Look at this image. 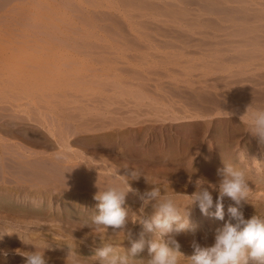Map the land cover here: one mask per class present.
I'll return each instance as SVG.
<instances>
[{
    "label": "rangeland",
    "instance_id": "rangeland-1",
    "mask_svg": "<svg viewBox=\"0 0 264 264\" xmlns=\"http://www.w3.org/2000/svg\"><path fill=\"white\" fill-rule=\"evenodd\" d=\"M14 1L0 0V16L5 13V17H7L4 18L3 15V17H0V20L4 18L3 21H8L4 26L0 22L2 26L0 32L11 28L10 30L13 33L10 32L16 34L13 30L17 32V28L19 31V26L21 25L22 33L20 34L19 31L21 39L23 32H26V30L28 32L26 34L24 33L25 36L33 32L37 37L32 34L31 37L27 35L29 38L25 39L27 36L25 37L23 35L24 38L19 40L20 36L17 33V36H19L18 42L22 41L19 44L24 43L23 45L28 46L25 42L29 43V41L26 40L32 39L33 41L29 45L38 46H33L35 50L30 49L32 52L28 49L31 46L28 48L21 47L19 49L22 53L24 52L22 54L18 50V46L20 47L21 45L15 42L17 41L16 35H7L6 33L9 31L3 33L6 34V39L15 37V41L14 39L5 41L10 43L14 41L17 47H15L16 45L14 43L10 44L7 42L9 45L6 44L7 47L11 46V48H16L14 49L15 52L13 50V54H11V50H8L5 45V48H3V44L2 46L0 44V65L2 64V67L0 66V72L2 73L0 74L4 77L0 75V170L2 173V168L5 163L8 162L7 164H9L11 162L14 165L17 163V167L23 169V171L25 169L27 170V167L30 171L33 170V172L37 170L36 173L39 175L35 173V177L28 170L23 175L21 173L22 170H18L19 168L16 170V167L11 164L12 168L14 167V171L12 168L10 170L5 169L8 174L3 176L9 178L19 173L15 175V177L17 176L16 179L18 182L15 177L12 179L10 177L6 181L10 185L18 186L17 188L14 187L17 194L23 195L29 193L31 198H34L37 194L36 190L38 189L40 191L43 186L42 190L44 192L41 190V193L44 194V201L40 202L39 209L41 212L44 211V213H47L48 210L52 212L53 210L63 208L65 202L71 204V200L74 201V205L78 210H85L89 207L94 209L98 208L97 203L99 201H95V196L100 191H104L108 187H123L119 179L110 175L108 170L113 167L117 169L118 175L125 177L126 182L134 190L125 194L124 202L121 204V207L123 206L124 208L125 206L126 208L124 210H127L131 216V218L127 219L126 225L124 224V228L122 227L123 229H114L111 226H93L90 229L92 233L91 242L90 240L76 239L77 244L82 245L87 251L90 250L85 256L86 258H99L98 251L105 245H111L114 253H110L109 255L115 254L117 256L127 257L130 264H138V262L139 264H147L152 258L148 250V244L161 237H159L156 229L149 231V234H147L148 231L144 228L142 221L151 222L152 217L158 211L160 200L152 199L145 204L141 197L153 189H158L161 197L165 196L173 199L174 202H178L182 206L180 208L184 209V213L188 212L189 214L193 212L198 214L199 208L195 204L184 205L187 202L183 199L182 195H190L199 189H203L202 187L205 189L208 188V191L213 197V206H215L216 198L220 196V184L222 182V178L218 177H222L220 174L222 170L220 172H216V170L226 165L232 164L234 168H237V164L239 168L241 167L243 169L237 168L246 176L245 180L250 190L246 198L248 200H242L244 207L252 206L258 202H264V142H261L259 137L253 135L247 124L240 120V116L249 106L264 107V0H258V2L256 0H73L74 2L71 0H54L53 2L47 0L49 3L46 0H34L36 4L39 3L37 6L40 5L41 7L39 8L41 9L34 8L37 6L33 0H27V4L26 0L24 2L21 0L19 1V5L16 3L18 0L15 1L16 4H13ZM40 1L44 2L40 3ZM55 1L58 4L54 3ZM10 2L14 6H11ZM20 2L23 3V6H20ZM31 2L35 4L34 7V4ZM69 3H75L78 11L72 4L71 6L73 7H71ZM53 4L54 7L52 6ZM15 6L20 7L18 10H20V13L22 12L19 14L21 17L17 15L18 10ZM8 7H11V10L12 7H15L14 14L16 13V15L13 14L14 8L10 12ZM5 9H7V13ZM28 9H32L31 13L35 14L34 16L36 18L38 17V19L33 17L31 13H28ZM38 10L39 14L35 13ZM74 10L76 13L72 12ZM50 11L52 12L50 13ZM23 13L28 15V17L22 16ZM53 13L56 15L57 20L62 18L61 22H57ZM60 13L65 18L64 20L62 15L60 16ZM7 14L11 15L13 19L15 18L14 23L9 22L13 19H10L11 17L9 16V18ZM72 14L74 15L70 16ZM78 15L80 20L76 18ZM39 16L42 19H39ZM67 16L68 19L66 20ZM30 19H34V21ZM15 20L16 23L21 21L20 24H17L18 26L16 25L15 29L11 25L9 27V24H16ZM36 20L39 23L35 22ZM49 21L51 23L53 22L55 27ZM66 21H70L71 24ZM27 22L28 24L31 23L34 29L30 26L31 24H29L31 29L27 27ZM63 22L66 24H62ZM35 23L37 27L34 26ZM67 23L70 24L68 29L72 28L71 31L66 30ZM39 24L44 25V27L41 28V25L38 26ZM73 25L76 26L75 28H79L78 34L77 31H74L75 35L70 34L75 29ZM5 26L8 27L2 30ZM57 28L58 30L61 28L62 33H65H61L60 36ZM38 32L44 33L38 34ZM48 33H51V35L47 36V38L49 37L47 40L45 36ZM64 34H69L68 37L72 39H68ZM5 36H0V41ZM53 37H56L57 42L60 43L62 40L64 45L66 42L65 46H69L67 48L63 47L62 42L58 45L56 39ZM35 38L42 39L43 41L39 42ZM50 38L55 41L49 40ZM44 41H49L50 43L47 42L46 45ZM51 42H56L53 44H57V47L53 48L55 45H52ZM40 45L42 48H39L40 51H37L36 49ZM44 46L48 49V53ZM33 50L37 54H34L35 52L33 53ZM51 50L53 52L55 51V54L53 52L51 53ZM29 52L32 53L31 56L35 55L36 58H31L30 54H26ZM51 54L53 55L51 56ZM40 55L41 57H54V61L51 60L52 58L47 57L46 60L42 57L41 60L43 61H41ZM16 57H20L21 59H17ZM22 58L23 62L25 61V64L23 63L24 65L21 64ZM38 58L40 61L36 62ZM45 62L51 63L52 67L49 64H45L47 66L44 67ZM35 63H37V71L34 68L33 70L28 67L30 65L35 66ZM26 64L28 65L25 66ZM21 65L22 67H20ZM23 67H27L28 69L26 70L24 68L23 70ZM43 68L45 70L47 68V74H45ZM23 71V74L28 71L24 79L22 78L24 75L20 73ZM38 71H43L44 77ZM36 72L40 74L41 80L40 78L38 79L42 81V84L44 83L43 81H48L49 79L48 83L45 82L43 86H39V81L33 78L34 75L35 77L38 76ZM18 73L19 75H17ZM29 73L33 76H30ZM15 74L17 78L13 79ZM29 76L30 78H26ZM46 78L48 79L46 80ZM32 80L35 81L33 82L34 85L31 84ZM18 81L19 83H17ZM25 81L27 83L30 82L29 87ZM37 88H41V90L36 92ZM49 89L52 92L48 93ZM54 91L56 92L54 93ZM57 93H61L62 99ZM47 95H51L48 97L49 100H47ZM41 96H44L45 98H43L46 101ZM64 97L65 99L63 100ZM39 99L42 100L39 101ZM64 101L68 104L64 103ZM55 104H58V106L56 105L57 108L55 107L56 109L54 108ZM218 108L226 110L232 113V115L227 118L220 114ZM68 113L70 117L72 115L75 117L73 116L72 120H70L71 118L68 117ZM79 113H82L84 116L77 118ZM61 116L64 119L60 118ZM75 118L77 121L74 120ZM85 118L89 120L87 119L88 121H86ZM116 118L118 119L116 120ZM186 118L187 120H191L185 121L184 119ZM77 126L79 131L76 130ZM88 126L91 128L94 126L92 128L94 130L90 128V131H88ZM81 129L82 131H80ZM73 130L79 133L77 132L76 134ZM18 133H20L19 136ZM63 133L64 135H62ZM51 136L55 137L52 138ZM63 136L65 137L63 138ZM194 153L196 154L194 155ZM175 155H177V159ZM202 157L203 161L201 162ZM2 159L5 163H2ZM179 159L182 161H179ZM24 163L28 165H24ZM42 163H44V166ZM18 164L21 165L18 166ZM38 164L43 167L41 166L39 168L40 165L38 166ZM29 165L38 166L36 167L38 169L35 167V169L31 168ZM22 166L25 167L22 168ZM187 166L190 170H188ZM82 167L84 171L80 170ZM86 167H89V169ZM207 169L209 170L208 172ZM200 170L206 171L201 172ZM13 172L14 174H12ZM133 172H138L135 177L132 176ZM42 173H45L44 176ZM49 173L55 177L48 175ZM206 173L208 174L207 177ZM209 175H214L213 177H217V179L210 178ZM64 176L66 180H64ZM80 176H82V179L79 178ZM30 177L33 185H31ZM23 178H27L25 179L27 183L28 180L31 183H28L31 185L28 189L26 181V185L22 184V188L19 187L21 186L20 182L24 183ZM33 178L35 182L32 180ZM47 178L50 180H47ZM74 178L83 180V184L86 183L85 186L83 188L82 186H77L79 184L76 185L73 182L75 181ZM197 179H199V182H193ZM259 179H261V182ZM44 180L47 186H44L46 184H42L41 186L40 181L44 183ZM6 181L3 184L0 180V183L4 187L0 186V193L6 191L8 188L13 189V186L8 185ZM36 181H39L40 185ZM203 181H205V184ZM250 181L252 182L250 183ZM77 183L79 182L77 181ZM207 183H210V185ZM71 184H74V186ZM98 185L100 186L98 187ZM33 186L37 188L29 190ZM68 195H71L72 199H69L70 201L65 200ZM31 202H34V200L28 201L27 204L33 205ZM221 202L223 212L225 211L226 213L230 206H235V203L232 205L225 198H221ZM133 207L134 212L132 211ZM211 208L208 209V213L211 211ZM241 210L245 219L255 215L249 211H244L243 207H241ZM149 211L153 212L151 213ZM1 212L3 213L4 211ZM4 213L0 215V229L1 227L4 229L7 227L6 230L8 228L11 230L14 229L15 234L13 238L10 237L11 240L15 239V236L17 238L16 234L18 233L26 234L27 229L30 231L31 228V231L34 233L36 229V232L39 234L35 233V235L33 233L34 237L32 236V238L35 240L38 239V242H35L38 246L34 244L36 248L46 249L45 251L41 249L42 253L44 252V259L49 250L47 246L41 245L45 244L44 237H51L52 243L60 244L62 245L61 247H63L64 243L72 241V239L68 238V234L64 232V229L60 225H57L61 222L54 221L52 223V221L46 218L47 220H40L41 222L45 221L41 225L39 224L40 221H37V224L34 219L29 217L21 218V221L23 220L21 222L19 220L20 218H13L15 215H11L8 212ZM228 217L232 218L230 214ZM230 218L228 221L224 218L221 220L217 218L215 220H209L210 222L205 221L204 225H199L197 231L194 233L189 232L183 236H178L176 233H168L161 239L165 241H169L170 239L175 240L179 244V253L181 254L179 264H187L186 259L193 254L192 242L195 241L201 247L211 246L214 243L217 231L224 226L225 222L235 223V220ZM195 220L191 218V222ZM27 221L35 225L28 224L29 226H26L24 223ZM218 222L223 223L218 225ZM214 223H217L215 224L216 227ZM55 225H57V228H55ZM42 226L45 229H42ZM51 231L53 236L50 233H46ZM104 231H107L106 233L108 234L103 233ZM144 232L145 234H143ZM120 235L123 237H120ZM145 235L148 236L145 237ZM138 236L140 240L141 236L143 237L142 240H145L144 247L142 248L143 251L140 250L135 254H131L129 251L131 243L138 241ZM21 239H15L14 242L16 244H10L8 243L9 239L0 237V252L3 251V253H6V255H0V264L1 262L4 263L5 260L7 261L8 258L16 260L17 264H25L26 258L21 255L25 251V246L24 251H22L21 246L23 245L19 244V242L21 243ZM95 240L97 241L93 244L92 242ZM121 240L123 241L121 242ZM119 241L121 244H118ZM100 243H103L104 246L103 244L100 245ZM124 244L125 246L123 247ZM169 247H172V245L169 244ZM56 249H59L58 251L60 252V254L59 252H57L58 254L56 253L57 255L55 254L57 258L62 259V261L66 259L69 261V251L62 250V248ZM103 261L104 259H95L93 264H103ZM85 263L86 260H80L75 264Z\"/></svg>",
    "mask_w": 264,
    "mask_h": 264
},
{
    "label": "clouds",
    "instance_id": "clouds-1",
    "mask_svg": "<svg viewBox=\"0 0 264 264\" xmlns=\"http://www.w3.org/2000/svg\"><path fill=\"white\" fill-rule=\"evenodd\" d=\"M219 112L227 118L232 115L223 109H219ZM240 120L247 124L253 135L264 142V107L249 106L240 116ZM108 171L111 176L120 180L123 187H108L95 196V199L99 201L97 205L99 214L94 217V222L97 225L119 229L124 226L126 217L121 204L124 202L125 194L134 190L126 182L125 177L117 174L115 167ZM136 175V172L132 173L133 177ZM221 175L220 196L216 198L213 215L217 219H223L221 197L227 196L235 202V206L227 209L235 223L225 222L224 226L217 231L211 246L201 247L193 241L191 245L193 254L186 259L187 264H264V217L252 215L245 219L240 207L241 201L246 200L250 192L244 173L231 165H226ZM182 196L187 202L184 205L195 204L202 214H208V209L213 206V197L207 189H199L190 195ZM141 199L145 204L152 199L160 200L158 211L151 222L142 221L147 231L156 229L159 237L162 238L173 231L179 232L189 228L187 217L182 220L179 214L182 206L171 198L161 197L158 189L145 193ZM161 238L150 243L148 250L152 253V258L147 264H179L181 256L179 244L175 240L165 241ZM169 244L172 247H169ZM143 247L144 241L141 239L132 242L129 251L135 254ZM110 253H114L111 245H106L98 251V256L104 258L103 264H130L127 257L109 255ZM0 255H6V253L0 252ZM21 255L26 257L25 264H45L42 251Z\"/></svg>",
    "mask_w": 264,
    "mask_h": 264
},
{
    "label": "bare ground",
    "instance_id": "bare-ground-1",
    "mask_svg": "<svg viewBox=\"0 0 264 264\" xmlns=\"http://www.w3.org/2000/svg\"><path fill=\"white\" fill-rule=\"evenodd\" d=\"M5 1V0H4ZM14 0H12V2H13ZM16 1V0H15ZM15 1H14V3L13 4H16L17 3V5H19V1H21V0H18V1H16V3H15ZM23 2H24V0H22ZM27 1V0H26ZM29 1V0H28ZM28 1L26 2V4L28 3ZM47 1V0H46ZM51 2H53L54 0H50ZM64 1V0H63ZM71 1H73V0H71ZM253 1V0H252ZM257 2H258V0H256ZM255 1V2H256ZM12 2H10L11 3V6L13 5L12 4ZM33 2H34V0H33ZM37 2V1H36ZM42 2H44V1H42ZM41 1H40V3H42ZM48 3H49V1H47ZM50 2V4H52ZM62 2V1H61ZM74 2V1H73ZM21 3V2H20ZM32 3V2H31ZM35 3V2H34ZM34 3H32V4H34ZM54 3H57V1H55ZM4 4V3H3ZM22 4V5H21ZM20 4V6H23V3H21ZM36 4V3H35ZM35 4L33 5V7L35 6ZM37 4H39V3H37ZM37 4H36V6H37ZM45 4V3H44ZM58 4V3H57ZM57 4H56V6H57ZM64 4V3H63ZM70 4V3H69ZM72 4V3H71ZM71 4H70V6H71ZM6 5V4H5ZM5 5H3V6H5ZM73 6H74V8L76 9V7H75V3L74 4H72ZM9 6H10V4H9ZM14 6V5H13ZM26 6V5H25ZM29 6H31V5H29ZM45 6V5H44ZM48 6V5H47ZM46 6V8H48ZM53 7H54V4L52 5ZM69 6V5H68ZM73 6H71V7H73ZM2 7V6H1ZM16 7V9L18 10L20 7H17V6H15ZM15 7H12V10H13V8H14V10H13V14H14V12H15ZM39 7H41L40 5L39 6H37V7H34V8H38V9H41V8H39ZM43 7V6H42ZM61 7L63 8V6L61 5ZM5 8V7H4ZM9 8V7H8ZM7 8V9H8ZM24 8H26V7H24ZM28 8V7H27ZM32 8V7H31ZM45 8V7H44ZM45 8V9H46ZM65 8V7H64ZM7 9H5L6 10V13L8 12L7 11ZM22 9V8H21ZM58 9H59V7H58ZM67 9V8H66ZM262 9V8H261ZM1 10V9H0ZM11 10V7L9 8V11ZM11 10V11H12ZM23 10V9H22ZM25 11H26V9H24ZM32 10V9H31ZM31 10H29L28 9V13H31L32 11ZM34 10V9H33ZM61 10V9H60ZM69 10V9H68ZM72 10V9H71ZM77 10V9H76ZM10 11V12H11ZM20 10H18L17 11V15L19 16V14H21L20 12H19ZM65 11V10H64ZM78 11V10H77ZM264 11V10H263ZM41 12V11H40ZM47 12V11H46ZM45 12V13H46ZM52 11H50V13H51ZM54 12V11H53ZM72 12H74V13H76V11L74 10V11H72ZM71 11H70V13H72ZM34 13V12H33ZM35 13H38L39 14V10H38V12H35ZM57 13H59V12H57ZM62 14H63V12H61ZM60 13V16L62 15ZM65 13V12H64ZM257 13V12H256ZM259 13V12H258ZM2 14V13H1ZM12 14V13H11ZM24 14V13H23ZM22 14V16H27L28 17V15H23ZM32 14V13H31ZM30 14V16H32L33 15V17H35L34 15L35 14H32L31 15ZM47 14V13H46ZM264 14V13H263ZM3 15H4V18H7V17H5L6 15H5V13H3ZM3 15H1L0 17H3ZM14 15H16V13L14 14ZM13 15V16H14ZM53 15H54V18H56L55 16V14L53 13ZM53 15H52V17H53ZM57 15H59V14H57ZM74 14H72V15H70V16H73ZM7 16L10 18V19H13L12 18V16L11 15H8L7 14ZM37 16V15H36ZM49 16H51V15H49ZM66 16V15H65ZM77 16V15H76ZM75 16V17H76ZM19 17H21V15L19 16ZM40 17V16H39ZM42 17H44L43 15H42ZM62 17H63V15H62ZM74 17V18H75ZM263 17V16H262ZM4 18L2 19V20H0V22H1V24H3V26H4V24L6 23V22H8V21H3L4 20ZM36 18V17H35ZM34 18V19H35ZM46 18V17H45ZM45 18H43V19H45ZM53 18V19H54ZM77 19H79V15H78V17H76ZM75 18V19H76ZM81 18V17H80ZM15 19V18H14ZM14 19L13 20H11V21H9V22H13L14 23ZM17 19V18H16ZM20 19H22V18H20ZM19 19V20H20ZM26 19V18H25ZM29 19V18H28ZM34 19H30V20H33L34 21ZM36 19H38V17L36 18ZM39 19H42L41 17L39 18ZM62 19V18H61ZM61 19L59 20H57V18H56V20H57V22L58 21H60L61 22ZM65 18L63 17V20H64ZM68 19V16L66 17V20ZM9 20V19H8ZM18 20V21H19ZM23 20V19H22ZM29 20V21H30ZM50 20V19H49ZM55 20V19H54ZM62 20V21H63ZM80 20V19H79ZM83 20V19H82ZM45 21V20H44ZM51 21H53L52 19H51ZM51 21H49V23H51ZM71 21V20H70ZM70 21H66V22H68V23H70ZM257 21V20H256ZM21 22V21H20ZM20 22L18 23H16V20H15V23L16 24H9V27H10V25L12 26V27H14V29H15V27H16V25L17 24H20ZM35 22H37V23H39L37 20L35 21ZM45 22H47V21H45ZM26 23V22H25ZM53 23V22H52ZM51 23V24H52ZM65 22H63L62 24H64ZM67 23V24H68ZM76 23V22H75ZM75 23H73V24H75ZM29 24H31V23H29ZM29 24H28V22H27V27H29ZM43 24V23H42ZM42 24H39L38 26H40L41 25V28L42 27H44V25L42 26ZM66 24V23H65ZM71 24V23H70ZM70 24H68L67 25V29L66 30H72V28H69L68 29V27L70 26ZM79 24H80V22H79ZM6 25H8V24H6ZM15 25V26H14ZM24 25V24H23ZM23 25H22V27H23ZM53 25H54V23H53ZM82 25V24H81ZM18 26V25H17ZM30 26H32V28L34 29V27H33V25L31 24ZM34 26H36L37 27V25H36V23L34 24ZM60 26H61V23H60ZM74 27L73 28H75L76 26L75 25H73ZM2 26L0 25V28H1ZM8 26H5L4 28H2V30H4V29H6ZM49 27H51V28H53L52 26H49ZM54 27H55V25H54ZM58 27V26H57ZM72 27V26H71ZM19 28H20V34L22 33V31H21V25L19 26ZM25 28V27H24ZM23 28V29H24ZM30 29H31V27H29ZM40 28V27H39ZM40 28V29H41ZM63 28V27H62ZM11 28H7V30L6 31H3V32H0L1 33V35L0 36H2V35H10V36H12V35H16V40L17 41H15V37H11V38H9V39H14V41L18 44V45H21L20 47L18 46V50H20L19 48H23V47H26V48H28L29 46H31L32 44H30L29 45V43H32L31 41H33L32 39L30 40V39H28V40H26V41H29V43H26L25 42V40H23V42H25V44H28V46H26V45H23L24 43H22V44H19V43H21L20 41L18 42V37L20 36V34H19V31H18V29L16 28V30H17V32L15 31V30H13L16 34H12L13 32H12V30H10ZM37 29V28H36ZM46 29H47V27H46ZM53 29H55V28H53ZM75 29H77V30H75ZM75 29H73V32L72 33H74V34H72V33H70L71 35H75V32L77 31V34L79 33L78 31V29L79 28H75ZM38 30V29H37ZM57 30H58V28H57ZM61 30V31H60ZM60 30H58V33L60 32V36H61V33H62V29L60 28ZM64 30V29H63ZM1 31V30H0ZM7 31H11L10 32V34H9V32H7ZM25 31V30H24ZM52 31V30H51ZM75 31V32H74ZM7 32V33H6ZM26 32H28V30H26ZM26 32H23V35L25 36V34H26ZM34 32H36V31H34ZM55 32H56V30H55ZM3 33H6V34H3ZM17 33L19 34V36H17ZM25 33V34H24ZM29 33H31L30 31H29ZM37 33V32H36ZM44 32H38V34H43ZM63 33H65V32H63ZM62 33V34H63ZM12 34V35H11ZM34 35V33L32 32L31 34H27V35H29L30 37H31V35ZM45 34H46V32H45ZM54 34V33H53ZM23 35H22V39L24 38L23 37ZM26 35V36H27ZM49 35H51V33L49 34L48 33V35H43V36H45L46 38H47V36H49ZM64 35H66L67 37H68V35L67 34H64ZM80 35V34H79ZM9 36V37H10ZM25 36V37H26ZM35 36V35H34ZM33 36V37H34ZM54 36H56V35H54ZM88 36V35H87ZM87 36H85V37H87ZM32 37V38H33ZM35 37H37V36H35ZM52 37V36H51ZM58 37V36H57ZM67 37H65L66 39H67ZM4 38V37H3ZM2 38V39H3ZM7 37L5 36V38L3 39V40H1L0 41V44H1V46H2V44H3V46L5 45L6 46V44L8 45V43H10V42H6L5 40H9V39H6ZM27 38H29L28 36L25 38V39H27ZM40 38V37H39ZM49 38V37H48ZM48 38H47V40H48ZM54 39H56V37H53ZM72 39L71 37H68V39ZM76 38V37H75ZM77 38H78V36H77ZM21 39V36H20V39L19 40H22ZM34 39V38H33ZM35 39H37V40H39L38 38H35ZM52 40L51 38L49 39V40H52V41H55V40ZM59 39V38H58ZM59 40H61V39H59ZM4 41V42H3ZM9 41H11V40H9ZM11 42V43H14L15 45H16V43L15 42ZM43 40L41 39V40H39V42H42ZM58 40L56 39V42H57ZM47 42L48 43H50L49 41H44V43L47 45ZM56 42H51V44L52 45H55V46H53V48L55 47H57L56 45L58 44H60L61 42L63 43L62 45H63V47H65V48H67L68 46H65L66 45V42H65V45H64V42L61 40L60 41V43L59 42H57V44H53V43H56ZM73 42H74V38H73ZM10 43V44H11ZM34 43V42H33ZM72 43V42H71ZM35 44V43H34ZM37 44V43H36ZM42 45H44V44H42ZM45 45V46H46ZM50 45V44H49ZM61 45V46H62ZM5 46L3 47V48H5ZM9 46V45H8ZM33 46H36V45H33ZM33 46H31V48L29 47L28 49L30 50V49H34V47ZM38 46V45H37ZM36 46V47H37ZM45 46H44V48H45ZM7 47V46H6ZM15 47H17V45L15 46ZM11 48V46L10 47H7V49L8 50H11L10 52H11V54H13V50L14 49H16V48ZM104 47V46H103ZM11 48V49H10ZM25 48V49H26ZM39 48L41 49L42 47H41V45H40V47H38V49H36L37 51H40L39 50ZM59 49H60V47H58ZM6 49V50H7ZM51 49V48H50ZM4 50V49H3ZM17 50V52H19ZM35 50V49H34ZM33 50V53L35 52ZM44 50V49H43ZM43 50H41L42 52H44ZM45 50L47 51V53H48V49H46L45 48ZM53 50V49H52ZM51 50V53L53 52ZM55 50V49H54ZM22 51H24V50H22ZM26 51H27V49H26ZM31 52H32V50H30ZM50 51V50H49ZM58 51V50H57ZM61 51V50H60ZM14 52H15V50H14ZM20 52H21V50H20ZM28 52V51H27ZM22 53V52H21ZM24 53V52H23ZM22 53V54H23ZM26 54H30V56H31V54L32 53H26ZM25 54V55H26ZM34 54H37V52H35ZM53 54H55V51L53 52ZM53 54H51V56L53 55ZM42 55V54H41ZM41 55H40V60L42 59V57H41ZM44 55V54H43ZM27 56V55H26ZM29 56V57H30ZM49 56H50V54H49ZM47 57V58H52V57ZM9 57H10V55H9ZM14 57V56H13ZM28 57V56H27ZM32 57H35L36 58V56L35 55H33V56H31V58ZM45 57V56H44ZM43 57V59H45L46 60V57L44 58ZM12 58V57H11ZM17 58V57H16ZM15 58V59H16ZM34 58V59H35ZM54 58V57H53ZM51 59V60H53L54 61V59ZM102 58V57H101ZM12 59H14V58H12ZM17 59H21L20 57L19 58H17ZM16 59V60H17ZM34 59H32V60H34ZM56 59V58H55ZM27 60H28V58H27ZM29 60H30V58H29ZM31 60V62H33ZM37 60V59H36ZM35 60V61H36ZM39 60V58H38V60L36 61V62H38V61H40ZM50 60V59H49ZM50 60V61H51ZM102 60H103V58H102ZM2 61V60H1ZM20 61V60H19ZM41 61H43V60H41ZM4 62H6V61H4ZM22 62V63H21ZM20 63L21 64H25V61L23 62V58H22V61H21ZM70 62V61H69ZM108 62V61H107ZM19 63V64H20ZM34 63V62H33ZM33 63H31V64H33ZM52 63H54V62H52ZM100 63V62H99ZM9 64V63H8ZM18 64V63H17ZM23 64V65H24ZM36 65L35 66H33V65H30V66H28L29 68H31V69H37L38 67H37V63H35ZM39 64V63H38ZM45 64H49V66L50 67H52V65H51V63H47V62H45L44 63V67H46L47 65H45ZM28 64H26L25 66H27ZM43 65V64H42ZM54 65V64H53ZM1 67H2V64L0 65ZM16 66H18V65H16ZM31 66H33V67H31ZM68 66L69 67H71L69 64H68ZM8 67V66H7ZM20 67H22V65L20 66ZM36 67V68H35ZM40 68H41V66H39ZM43 67V66H42ZM4 68V67H3ZM24 68H26V70L28 69L27 67H23V70H24ZM17 69H19V68H17ZM33 69V70H34ZM261 69V68H260ZM10 70V69H9ZM8 70V71H9ZM15 70V69H14ZM32 70V71H33ZM43 70H44V72H45V74H47V72H48V70H47V68H46V70L43 68ZM4 71V70H3ZM30 71V70H29ZM37 71V70H36ZM47 71V72H46ZM50 71V70H49ZM67 71V70H66ZM16 72V71H15ZM28 72V71H27ZM26 72V73H27ZM35 72V71H34ZM33 72V73H34ZM40 71H38V73H39ZM43 71H41L40 73H42ZM43 72V73H44ZM52 72V71H51ZM54 72V71H53ZM0 73H2V72H0ZM17 73V72H16ZM20 73H24V71L23 72H20ZM25 73V74H26ZM30 73H31V71H30ZM29 73V74H30ZM37 73V72H36ZM37 73V77H35V75H34V77L33 78H36V80H38L39 82H38V84H40L39 86H43V84H45V82L46 83H48V81H49V79L48 78H46V80L48 79V81H43L44 83L42 84V81H40L41 80V78H40V74H38ZM42 73V74H43ZM60 73V72H59ZM22 74H20V75H22ZM25 74H23L24 76H22V78L24 79V77L26 76ZM41 74V76H43L44 77V74L42 75ZM51 74V73H50ZM54 74V73H53ZM1 75V74H0ZM17 75H19V73L17 74ZM32 74H30V76H31ZM55 75V74H54ZM2 77H3V75H1ZM30 76L29 77H26V78H30ZM33 76V75H32ZM58 76V75H57ZM60 76H62V75H60ZM46 77V76H45ZM228 77V76H227ZM4 78V77H3ZM14 78H17V76H16V74H15V77H13V79ZM25 78V80H27ZM38 78H40V80L38 79ZM12 79V80H13ZM19 79V78H18ZM45 79V78H44ZM256 80V79H255ZM17 81V80H16ZM249 81V80H248ZM15 82V81H14ZM27 82H28V80H27ZM26 81H25V83H27ZM33 82H35V81H33L32 80V82H31V84L32 85H34L33 84ZM13 83V82H12ZM17 83H19V81L17 82ZM30 83V82H29ZM29 83H27L28 84V87H29ZM262 83V82H261ZM36 84H37V82H36ZM24 85V84H23ZM22 85V86H23ZM62 85V84H61ZM252 86V85H251ZM51 89V88H50ZM50 89H49V92H48V90H47V92L48 93H50V92H52V91H50ZM33 90V89H32ZM38 90H41V88H37V90H36V92H38ZM43 91V90H42ZM33 92V91H32ZM56 91H54V93H55ZM53 93V94H54ZM26 94V93H25ZM47 94V93H46ZM53 94H51V95H53ZM58 95H60L59 93H57ZM44 96H45V94H43ZM51 95H47V98L49 97V96H51ZM44 96H41L42 98L44 97ZM59 97H61V95L59 96ZM45 98V97H44ZM44 98H43V100H44ZM61 99H62V97H61ZM65 99V97L63 98V100ZM42 100V99H41ZM40 99H39V101H41ZM47 100H49V98L47 99ZM50 100H52L51 98H50ZM59 100H60V98H59ZM67 100V102H69L68 101V99H66ZM44 101H46V100H44ZM70 101H72V100H70ZM60 103H61V101H59ZM66 101H64V103H67ZM50 103H52V102H50ZM76 103V102H75ZM68 104V103H67ZM66 104V105H67ZM54 105V104H53ZM56 105L58 106V104H55V106H54V108L56 107ZM63 105V104H62ZM65 105V106H66ZM51 106V105H50ZM52 107V106H51ZM57 108V107H56ZM55 108V109H56ZM59 108V107H58ZM54 109V110H55ZM67 109V108H66ZM182 110V109H181ZM66 111V110H65ZM183 111V110H182ZM215 111V110H214ZM236 111V110H235ZM187 113V112H186ZM117 114V113H116ZM184 114H185V112H184ZM57 115V114H56ZM58 115H59V113H58ZM68 117H70V114L68 113ZM181 115V114H180ZM60 116V115H59ZM74 115H72V117H73ZM81 116H84V115H82V113H79V115H78V117L77 118H79V117H81ZM116 116V115H115ZM178 116V115H177ZM186 116V115H185ZM189 116V115H188ZM187 116V117H188ZM72 117H70L71 119L70 120H72ZM75 117V116H74ZM118 117V116H117ZM175 117H176V114H175ZM175 117H172V118H175ZM60 118H62V116L60 117ZM110 118V117H109ZM115 118V117H114ZM181 118V117H180ZM182 118H183V116H182ZM189 118V117H188ZM192 118V117H191ZM195 118H198V117H195ZM62 119H64V118H62ZM86 119V118H85ZM88 119V118H87ZM86 119V121H88ZM118 118H116V120H117ZM74 120H76V118L74 119ZM177 120V119H176ZM179 120V119H178ZM182 120V119H181ZM180 120V121H181ZM185 121L187 120V118L186 119H184ZM188 120H191V119H188ZM187 120V121H188ZM193 120V119H192ZM77 121V120H76ZM96 121V120H95ZM173 121H175L174 119H173ZM195 121V120H194ZM72 122V121H71ZM83 122V121H82ZM115 122V121H114ZM182 122H184V121H182ZM111 123V122H110ZM196 123H198V122H196ZM74 124V123H73ZM84 124V123H83ZM90 124V123H89ZM89 124H87V125H89ZM70 125V124H69ZM78 125V124H77ZM100 125V124H99ZM112 125V124H111ZM67 126V125H66ZM96 126V125H95ZM124 126V125H123ZM68 127H70V126H68ZM79 127H81V126H79ZM83 127V126H82ZM89 127V126H88ZM94 127V126H93ZM92 127V128H93ZM25 128V127H24ZM71 128H73L72 126H71ZM76 128V127H75ZM90 128L91 127H89L87 130L88 131H90ZM91 128V129H92ZM84 129V128H83ZM76 130H78L79 131V129H78V126H77V128H76ZM76 130H73V131H75V133L77 134V132L78 131H76ZM92 130H94V129H92ZM72 131V132H73ZM80 131H82V129L80 130ZM96 131V130H95ZM52 132V131H51ZM60 132H62L61 130H60ZM64 132V131H63ZM23 133V132H22ZM50 133V132H49ZM65 133V132H64ZM64 133L62 134V135H64ZM71 133V132H70ZM74 133V134H75ZM79 133V132H78ZM83 133H84V131H83ZM197 133V132H196ZM19 134L20 133H18V136H19ZM54 134V133H53ZM67 134V133H66ZM103 134V133H102ZM101 134V135H102ZM26 135V134H25ZM52 135V134H51ZM58 135V134H57ZM71 135V134H70ZM180 135V134H179ZM23 136V135H22ZM27 136V135H26ZM50 136V135H49ZM56 136V135H55ZM55 136H53V137H55ZM66 136H68V135H66ZM52 137V136H51ZM50 137V138H51ZM52 137V138H53ZM58 137V136H57ZM65 136H63V138H64ZM258 137V136H257ZM67 138V137H66ZM103 138V137H102ZM68 139V138H67ZM60 140V139H59ZM62 140V139H61ZM68 141V140H67ZM67 141H66V143H67ZM66 145V144H65ZM118 146V145H117ZM66 147H68V145H66ZM92 147V146H91ZM232 147V146H231ZM191 148V147H190ZM183 149V148H182ZM187 149H188V147H187ZM187 149H186V151H187ZM195 149L197 150V148L195 147ZM200 149V148H199ZM70 150V149H69ZM232 150H234V149H232ZM25 151V150H24ZM162 151V150H161ZM161 151H159V152H161ZM183 151V150H182ZM192 151H194V150H192ZM224 151V150H223ZM226 151H227V149H226ZM228 151H230V150H228ZM188 152V151H187ZM184 153H185V150H184ZM226 153V152H225ZM182 154V153H181ZM196 153H194V155H195ZM201 154V153H200ZM190 155V154H189ZM226 155H228V154H226ZM230 155V154H229ZM232 155V154H231ZM177 155H175V157H176ZM211 156V155H210ZM119 157V156H118ZM124 157H127V156H124ZM139 157V156H138ZM173 157V156H172ZM179 157H181V155H179ZM208 157H209V155H208ZM229 157V156H228ZM131 158V157H130ZM134 158V157H133ZM192 158V157H191ZM215 158V157H214ZM234 158H235V156H234ZM122 159V158H121ZM129 159V158H128ZM154 159V158H153ZM176 159H177V157H176ZM183 159V158H182ZM208 159V158H207ZM199 160V159H198ZM211 160V159H210ZM4 161H5V159H4ZM10 161V160H9ZM52 161V160H51ZM158 161V160H157ZM179 161H182V160H180L179 159ZM203 161V157H202V160H201V162ZM47 162V161H46ZM177 162V161H176ZM230 162V161H229ZM229 162H228V164H229ZM2 163H5V162H3V159H2ZM1 163V164H2ZM8 163V162H7ZM7 163H5V165L3 166V168H2V173H1V170H0V180H1V182L4 184L5 183V181L7 180V179H9V178H6L5 176H3V175H5V174H8L6 171H5V169H7V170H10L11 168H12V165L14 166V167H16V170H17V168H19V167H17V163H16V165H14V164H12L11 162L9 163V164H7ZM22 163V162H21ZM190 163V162H189ZM192 163V162H191ZM237 163V162H236ZM12 164V165H11ZM28 165L27 163H24V165ZM31 164H33V163H31ZM41 164V163H40ZM40 164H38V166L40 165ZM44 163H42V165H43ZM46 164V163H45ZM141 164V163H140ZM178 164H180V163H178ZM231 164V163H230ZM264 164V163H263ZM19 165H21V164H18V166ZM35 165V164H34ZM30 166L29 165V167H31V168H34L35 166ZM42 165H40L39 166V168L42 166ZM47 165H49V164H47ZM133 165V164H132ZM185 165V164H184ZM189 165V164H188ZM198 165H201V164H198ZM258 165V164H257ZM38 166H36V167H38ZM44 166V165H43ZM42 166V167H43ZM66 166V165H65ZM64 166V167H65ZM133 166H135V165H133ZM231 166H232V164H231ZM235 166V165H234ZM236 166H238L237 168H239V165H237L236 164ZM235 166V167H236ZM13 167V168H14ZM25 166H22V168H24ZM27 167V166H26ZM35 167V168H36ZM50 167V166H49ZM58 167V166H57ZM85 167V166H84ZM160 167V166H159ZM171 167V166H170ZM179 167V166H178ZM188 167V166H187ZM197 167H199V166H197ZM243 167V166H242ZM261 167V166H260ZM1 168V167H0ZM13 168H12V170H13ZM34 168V169H35ZM87 169H89V167H86ZM107 168V167H106ZM109 168V167H108ZM191 168V167H190ZM211 168V167H210ZM224 167H222L221 169H217L216 170V172H220L222 169H223ZM236 168V169H237ZM241 168V167H240ZM239 168V169H240ZM36 169H38V168H36ZM45 169V168H44ZM44 169H40V170H44ZM57 169V168H56ZM74 169V168H73ZM147 169V168H146ZM161 169V168H160ZM174 169V168H173ZM176 169V168H175ZM204 169H206V168H204ZM258 169V168H257ZM15 170V171H16ZM18 170H22V172L21 173H23V175H24V172L25 171H29V173L31 172L32 174H34V176H35V173L37 172V170H36V172L34 171L33 172V170H31L30 171V169H28V167H27V170L25 169V171H23V169H18ZM47 170V169H46ZM55 170V169H54ZM80 170L81 171H84L83 170V167L82 168H80ZM105 170V169H104ZM188 170H190L189 169V167H188ZM194 170V169H193ZM203 170V169H202ZM241 170H243L242 168H241ZM259 170V169H258ZM14 171V170H13ZM27 171V172H28ZM76 171V170H75ZM201 171V170H200ZM206 170H204V171H201V172H205ZM209 170L207 169V172H208ZM49 172H51V171H49ZM55 172V171H54ZM191 173H192V171H190ZM199 172V171H198ZM256 172H257V170H256ZM21 173H20V175H21ZM138 173V172H137ZM194 173V172H193ZM249 173V172H248ZM12 174H14V172L12 173ZM16 174H19V173H16ZM15 174V175H16ZM31 174V175H32ZM37 174V173H36ZM43 174V176H44V174L45 173H42ZM74 174V173H73ZM78 174V173H77ZM195 174H197L196 172H195ZM198 174H200V173H198ZM207 174V173H206ZM213 174V173H212ZM216 174V173H215ZM221 174V173H220ZM10 175V174H9ZM15 175L13 176V177H11V179L12 178H14L15 177ZM25 175H26V173H25ZM31 175H27V176H31ZM37 175H39V174H37ZM48 175H50V176H54L53 174H48ZM60 175V174H59ZM201 175H203V174H201ZM200 175V176H201ZM246 175V174H245ZM248 175V174H247ZM33 176V175H32ZM42 176V175H41ZM148 176V175H147ZM208 176V174L206 175V177ZM210 176V178L212 177L213 179L215 178V177H213L212 175H209ZM217 176V175H216ZM8 177V176H7ZM36 177V176H35ZM45 177H46V175H45ZM55 177V176H54ZM162 177V176H161ZM219 178H222V177H220V176H218ZM246 177V176H245ZM17 178V176L15 177V179ZM79 178H81L82 179V176H80ZM79 178H74L75 179V181H73V182H75L76 183V185L77 184H79V185H77V186H82V188H83V186H85V184H83V180H80ZM101 178V177H100ZM168 178V177H167ZM209 178V177H208ZM209 178V179H210ZM253 178V177H252ZM255 178H257V177H255ZM261 178V177H260ZM25 179H27V178H23V182L24 183H22V182H20V180L22 181V179L20 178V180H19V182L21 183L20 185L21 186H19V187H21L22 188V184H24V185H26V183H27V181L25 180ZM49 178H47V180H48ZM207 179V178H206ZM217 179V177L215 178V180ZM258 179V178H257ZM264 179V178H263ZM33 181H34V178L32 179ZM37 180V179H36ZM43 180V179H42ZM50 180V179H49ZM66 180V179H65ZM89 180V179H88ZM164 180V179H163ZM172 180V179H171ZM199 179H197V180H194L193 182H196V181H198ZM201 180V179H200ZM222 180V179H221ZM248 180V179H247ZM254 180H256V179H254ZM260 180V182H261V179H259ZM16 181H17V179H16ZM25 181H26V183H25ZM71 181V180H70ZM77 181L79 182V183H77ZM85 181H87V180H85ZM190 181H192L191 179H190ZM253 181V180H252ZM252 181H250V183L252 182ZM7 182V184L8 185H10L9 183H8V181H6ZM11 182V181H10ZM13 182V181H12ZM18 182V181H17ZM30 182H32L31 181V177H30ZM29 182V180H28V183H30ZM35 182V181H34ZM43 181H40V183H41V186H42V184H46V182H45V180H44V183H42ZM60 182V181H59ZM68 182V181H67ZM108 182V181H107ZM182 182V181H181ZM185 182V181H184ZM199 182V181H198ZM197 182V183H198ZM205 181H203V183H204ZM14 184H15V182H13ZM27 183V189H28V187H31V185H33V182H32V184L31 185H29ZM36 183H38L39 184V181L37 182L36 181ZM48 183V182H47ZM50 183V182H49ZM99 183V182H98ZM186 183V182H185ZM220 183V182H219ZM247 183V182H246ZM1 184V183H0ZM3 184H1L0 186H2L3 187ZM12 184V183H11ZM81 184V185H80ZM116 184V183H115ZM166 184V183H165ZM191 184V183H190ZM196 184V183H195ZM205 184V183H204ZM207 184H209L210 185V183H207ZM206 184V185H207ZM248 184V183H247ZM40 185V184H39ZM38 185V187H40L41 188V186H39ZM69 185H70V183H69ZM71 185H73L74 186V184H71ZM89 185H92V184H89ZM187 185V184H186ZM191 185H194L193 183L191 184ZM264 185V184H263ZM6 186V185H5ZM10 186H13V185H10ZM44 186H47V184L46 185H44ZM100 185H98V187H99ZM218 186H219V184H218ZM6 187H8V186H6ZM14 187H18V186H16V185H14L13 186V189H11V188H8L6 191H4V192H1L0 193V212L1 211H4V212H8V213H10L11 215H15V216H13V218L14 217H17L20 221H21V218H31V219H34L36 222L38 221H40L41 219H43V220H50V221H52V223H54V221H58L60 224H57V222H56V224L57 225H60L63 229H64V232H66L67 234H68V238H70V239H72V241L71 242H68V243H64L63 244V247H61L62 245H60V244H54V243H52V238L51 237H44V239H45V244H41V245H43V246H47L48 247V253H47V256H46V258H45V264H75V263H78L80 260L82 261V260H86V263L88 264V263H91V264H93V262H95V259H99V260H103L104 258H101V257H99V258H95L94 257V259L93 258H90V259H88V258H86L85 256L87 255V253H89L90 252V250H85V248L82 246V245H79V244H77V242H76V239H79V240H90V242H91V235H92V233L90 232V229H91V227H93V226H97V227H100V226H102V227H108V226H103V225H97V224H95V222H94V217L96 216V215H98L99 214V209L98 208H96V209H94V208H92V207H89V208H86L85 210H78L77 208H76V206L74 205V201H72L71 200V204H68L67 202H65V204H64V207L63 208H59V209H56V210H53L52 212H49V210L47 211V213L45 212L44 213V211H42L41 212V210L39 209V205H41L40 204V202L41 201H44V194H42L41 193V190H42V188H43V186H42V188H41V190L39 191L38 189L36 190L37 191V194H36V196L33 198H31L30 197V194L29 193H27V194H23V195H20V194H17L16 193V189L14 188ZM26 187V186H25ZM91 187V186H90ZM93 187V186H92ZM96 187V186H95ZM208 187V186H207ZM4 188V187H3ZM35 188H37L36 186H35ZM34 188V186L32 187V189H29V190H34L35 189ZM39 188V189H40ZM45 188V187H44ZM107 188V187H106ZM203 189H205L204 187H202ZM15 189V190H14ZM53 189H54V187H53ZM79 189V188H78ZM99 189V188H98ZM18 190V189H17ZM28 190V191H29ZM59 190V189H58ZM80 190H81V188H80ZM79 190V191H80ZM198 190V189H197ZM207 190H209L208 188H207ZM211 190V189H210ZM43 192H44V190H42ZM46 191V190H45ZM53 191V190H52ZM56 191V190H55ZM64 191H67V190H64ZM73 191V190H72ZM74 191H76V190H74ZM91 191V190H90ZM47 192H48V190H47ZM57 192V191H56ZM69 192V191H68ZM26 193V192H25ZM61 193V192H60ZM67 193V192H66ZM88 193V192H87ZM219 193V192H218ZM53 194V193H52ZM95 194V193H94ZM214 194V193H213ZM61 195V194H60ZM251 195V194H250ZM60 197V196H59ZM254 197V196H253ZM48 198V197H47ZM87 198V197H86ZM221 198H225L228 202H231L232 203V205L235 203L234 201H232L229 197H227V196H223V197H221ZM248 198H250V197H248ZM58 199V198H57ZM69 199H72L71 198V195H68L67 196V199H65V200H69ZM74 199V198H73ZM250 199H252V198H250ZM254 199V198H253ZM32 201V200H34V202H31V203H33V205H28L27 203H28V201ZM37 200H38V203H37ZM53 200V199H52ZM84 200H85V196H84ZM248 200V199H247ZM247 200H243V201H247ZM63 201H64V199H63ZM62 201V202H63ZM70 201V200H69ZM95 201H97V200H95ZM250 201V200H249ZM255 201V200H254ZM258 201V200H257ZM263 201V200H262ZM88 202V201H87ZM94 202V201H93ZM138 202V201H137ZM227 202V203H228ZM73 203V204H72ZM75 203H76V201H75ZM91 203V202H90ZM96 203V202H95ZM94 203V204H95ZM178 203V202H177ZM222 203V202H221ZM244 203H246V202H244ZM252 203V202H251ZM250 203V204H251ZM43 204V203H42ZM98 204V203H97ZM129 204V203H128ZM181 204H183V203H181ZM78 206V205H77ZM241 207H243V209H244V211H249L250 213H253V214H255V215H259V216H261V217H264V202H258V203H256V204H254V205H252V206H248V207H244L243 206V202L241 201V205H240ZM95 207V206H94ZM82 208H83V205H82ZM123 210H124V208H126L125 206H124V208H123V206L121 207ZM54 209V208H53ZM227 209V208H226ZM147 210V209H146ZM125 211V213H126V217H125V223H126V221H127V219H129V218H131V216H130V213L127 211V210H124ZM133 212H134V207H133V210H132ZM0 213V215L2 214H5V213ZM141 212V211H140ZM149 212H151V211H149ZM148 212V213H149ZM153 212V211H152ZM151 212V213H152ZM215 212V206H212V208H211V211L208 213V214H202L201 212H200V210H198V214L197 213H193V212H190L189 214H188V212H185L184 213V209H182V208H180V210H179V214H180V216H181V219L183 220L185 217H187V219H188V221H189V225L191 226V227H189V228H186V229H184V230H181V231H179V232H176V231H173V232H171L170 234H175L176 233V235L178 234V236L180 235V236H183V235H187L189 232H196L197 231V227L199 226V225H201V226H203L204 225V222L205 221H209V220H215L216 219V217L213 215V213ZM143 213V212H142ZM227 213H228V211H227ZM225 211H224V216H223V218L226 220V221H228V219L230 218V217H228V215H229V213L227 214ZM183 214V215H182ZM131 215H133L132 213H131ZM143 215V214H142ZM150 216L152 217V215L150 214ZM248 216H250V215H248ZM2 217V216H1ZM3 217H5V216H3ZM145 217V216H144ZM8 218V217H7ZM47 218V219H46ZM147 218V217H146ZM153 218V217H152ZM191 218L192 219H196L195 221H193V222H191ZM2 219H4V218H2ZM9 219H10V217H9ZM30 219V220H31ZM230 219H232V218H230ZM7 220V219H6ZM12 220V219H11ZM27 220V219H26ZM43 220H41V221H43ZM151 220V219H150ZM221 220V219H220ZM219 220V221H220ZM14 221V220H13ZM15 221H16V219H15ZM19 221V222H20ZM23 221V220H22ZM21 221V222H22ZM29 221V220H28ZM26 222V223H24L26 226H29L28 224H33V225H35L34 223H32V222ZM35 221H33V222H35ZM40 221V223L39 224H41L42 225V223H45V221L44 222H41ZM49 221V222H50ZM3 222V221H2ZM12 222V221H11ZM16 222H18V220L16 221ZM15 222V223H16ZM38 222H37V224H38ZM210 222V221H209ZM13 223V222H12ZM51 223V224H52ZM128 223H129V221H128ZM136 223V222H135ZM221 223H223V222H218V225H220ZM229 223V222H228ZM231 223H234V222H231ZM9 224V223H8ZM18 224V223H17ZM19 224H22V223H19ZM47 224H49L48 222H47ZM209 224H211V223H209ZM215 224H217V223H214V226H215ZM23 225V224H22ZM45 225V224H44ZM43 225V226H44ZM57 225H55L56 227L55 228H57ZM126 225V224H125ZM43 226H42V229H45V228H43ZM46 226V225H45ZM48 226V225H47ZM222 226V225H221ZM23 227V226H22ZM173 227H175V225L173 226ZM209 227V226H208ZM216 227V226H215ZM124 228V227H123ZM122 228V229H123ZM6 229H7V227H6ZM6 229H4V228H2L1 227V229H0V237H2V238H6V239H9L8 241V243H10V244H12V243H15L14 241H15V239L16 240H18V238L20 239V238H22L21 239V243L19 242V244L20 245H23V246H21L22 247V251H24V246H25V251L23 252V253H33V252H35L36 250H39V251H41V249L42 248H36V246H38V245H36V241L38 240V239H34V238H32V236L34 237V235H33V231H31L32 229L30 228V231L27 229V233L26 234H24V233H18V234H21V235H18V234H16L17 235V238H16V236H15V239H12L11 240V238H13L14 237V229H9L8 228V230H6ZM19 229V228H18ZM47 229V228H46ZM51 229V228H50ZM100 229H102V228H100ZM24 230V229H23ZM22 230V231H23ZM40 230V229H39ZM47 230H49V229H47ZM126 230V229H125ZM208 230V229H207ZM210 230H212V229H210ZM21 231V230H20ZM54 231V230H53ZM103 231V230H102ZM119 231V230H118ZM209 231V230H208ZM24 232H26L25 230H24ZM95 232V231H94ZM107 232V231H106ZM105 231L103 232V233H106ZM111 232V231H110ZM109 232V233H110ZM114 232V231H113ZM117 232V231H116ZM207 232V231H206ZM35 233H37L36 232V229H35ZM34 233V234H35ZM41 233H43V232H41ZM46 233H52V231L51 232H46ZM118 233V232H117ZM120 233V232H119ZM139 233V232H138ZM209 233H210V231H209ZM214 233V232H213ZM212 233V234H213ZM216 233V232H215ZM24 234V235H23ZM37 234H39V233H37ZM97 234V233H96ZM99 235H100V233H98ZM106 234H108V233H106ZM140 234V233H139ZM143 234H145V232L143 233ZM142 234V235H143ZM147 234H149V231H148V233ZM151 234V233H150ZM169 234V235H170ZM211 234V235H212ZM217 234V233H216ZM23 235V236H22ZM36 235V234H35ZM52 235V234H51ZM95 235V234H94ZM199 235V234H198ZM42 236V235H41ZM53 236V235H52ZM98 236V235H97ZM122 235H120V237H121ZM140 236V235H139ZM138 236V237H139ZM146 236H148V235H145V237ZM9 237V238H8ZM11 237V238H10ZM36 237V236H35ZM123 237V236H122ZM137 237V236H136ZM152 237V236H151ZM193 237H194V235H193ZM37 238V237H36ZM42 238V237H41ZM67 238V237H66ZM94 238V237H93ZM128 238V237H127ZM143 237L141 236V239H142ZM202 238V237H201ZM209 238V237H208ZM97 239V238H96ZM111 239V238H110ZM124 239V238H123ZM139 240H140V237L138 238ZM149 239V238H148ZM151 239V238H150ZM200 239V238H199ZM98 240V239H97ZM97 240H95L94 242H92L93 244L97 241ZM120 240V239H119ZM127 240V239H126ZM201 240V239H200ZM203 240V239H202ZM100 241V240H99ZM98 241V242H99ZM117 241H118V239H117ZM123 240H121V242H122ZM129 241V240H128ZM145 241V240H144ZM38 242V241H37ZM104 242V241H103ZM111 242V241H110ZM120 242V241H119ZM118 242V244H121V242L119 243ZM134 242V241H133ZM17 243H18V241H17ZM92 243H90V244H92ZM107 243V242H106ZM105 243V244H106ZM124 243H125V241H124ZM145 243V242H144ZM16 244V243H15ZM36 246H35V245ZM38 244V243H37ZM40 244H39V246H40ZM103 243H100V245H102ZM107 244H109V243H107ZM126 244V243H125ZM125 244L123 245V247L125 246ZM127 244H128V242H127ZM14 245V244H13ZM88 245V244H87ZM148 245H150V244H148ZM12 246V245H11ZM17 246V245H16ZM86 246V245H85ZM96 246V245H95ZM103 246H104V244H103ZM106 246V245H105ZM129 246H130V244H129ZM146 246V245H145ZM2 247V246H1ZM14 247V246H13ZM42 247V246H41ZM46 247V248H47ZM128 247V246H127ZM146 247H148V246H146ZM12 248V247H11ZM20 248V247H19ZM44 248V247H43ZM56 248H62V250L64 249L65 251L67 250V251H69V258H68V260L69 261H67V259L66 260H64V261H62V259L60 260V258H57L56 257V255L58 254L57 252H59ZM90 248H92V247H90ZM96 248V247H95ZM98 248V247H97ZM131 248V247H130ZM44 249H42V251H43ZM46 250V249H45ZM44 250V251H45ZM98 250V249H97ZM2 251V250H1ZM21 251V250H20ZM87 251V252H86ZM143 251V250H142ZM47 252V251H46ZM146 252V251H145ZM2 253H3V251H2ZM44 253V252H43ZM57 253V254H56ZM62 253V252H61ZM63 253H64V251H63ZM66 253V252H65ZM142 253V252H141ZM56 254V255H55ZM59 254H60V252H59ZM145 254V253H144ZM150 255V254H149ZM148 255V256H149ZM151 255H152V253H151ZM45 256V255H44ZM59 256V255H58ZM61 256V255H60ZM186 256V255H185ZM25 257V256H24ZM184 257V256H183ZM26 258V257H25ZM2 259V258H1ZM9 259V258H8ZM7 259V261L5 260L4 261V263L3 262H1V264H17L16 263V260H12L11 258L8 260ZM18 260V259H17ZM21 260V259H20ZM78 261V262H77ZM137 261V260H136ZM180 261V260H179ZM85 262V261H84ZM132 262V261H131ZM133 262H134V260H133ZM22 263V262H21ZM81 263H83V262H81ZM85 263V264H86ZM100 263V262H99ZM19 264V263H18ZM137 264V263H136ZM138 264H139V262H138Z\"/></svg>",
    "mask_w": 264,
    "mask_h": 264
}]
</instances>
